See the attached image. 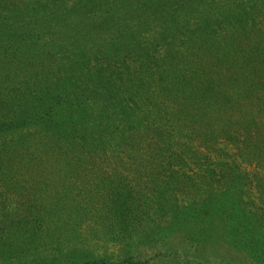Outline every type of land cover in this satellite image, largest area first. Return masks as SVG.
<instances>
[{
    "label": "rangeland",
    "instance_id": "obj_1",
    "mask_svg": "<svg viewBox=\"0 0 264 264\" xmlns=\"http://www.w3.org/2000/svg\"><path fill=\"white\" fill-rule=\"evenodd\" d=\"M177 6L179 30L233 28L225 48L257 62L217 61L216 41L149 61L128 105L91 116L103 141L56 144L48 118L0 130V264H264V0Z\"/></svg>",
    "mask_w": 264,
    "mask_h": 264
},
{
    "label": "trees",
    "instance_id": "obj_2",
    "mask_svg": "<svg viewBox=\"0 0 264 264\" xmlns=\"http://www.w3.org/2000/svg\"><path fill=\"white\" fill-rule=\"evenodd\" d=\"M177 5L178 0H0V130L6 135L36 128L48 118L56 121V144L82 131L87 141H103V128L89 127L91 116L100 107L128 105L134 90L144 88L149 61L168 62L174 71L183 50L187 59L207 56L215 49L210 41H216L217 61L233 65L243 53L241 66L257 62L258 51L240 44L238 52L233 43L225 48L233 28L224 30V41L208 26L179 30L189 16ZM228 18L235 20L229 25L239 24L237 16ZM13 147L5 157L18 155Z\"/></svg>",
    "mask_w": 264,
    "mask_h": 264
}]
</instances>
